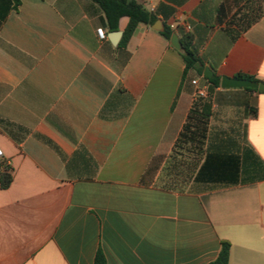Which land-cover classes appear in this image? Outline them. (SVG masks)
Listing matches in <instances>:
<instances>
[{
	"label": "crops",
	"instance_id": "1",
	"mask_svg": "<svg viewBox=\"0 0 264 264\" xmlns=\"http://www.w3.org/2000/svg\"><path fill=\"white\" fill-rule=\"evenodd\" d=\"M139 1L190 24L221 79L264 83V0ZM13 5L0 0V162L13 177L0 264H95L99 249L107 264H209L222 241L229 264H264V92L214 90L202 149L174 173L201 75L183 80L161 31L140 24L118 48L92 0ZM201 168L215 180H184Z\"/></svg>",
	"mask_w": 264,
	"mask_h": 264
},
{
	"label": "trees",
	"instance_id": "2",
	"mask_svg": "<svg viewBox=\"0 0 264 264\" xmlns=\"http://www.w3.org/2000/svg\"><path fill=\"white\" fill-rule=\"evenodd\" d=\"M13 8L18 10L21 5V0H13ZM97 3L101 9L104 11L107 26L111 32L118 31L119 21L123 17L129 19V23L124 30L121 41L118 45V48H126L131 37L133 36L135 30L140 24H146L153 26L158 20L163 19L164 29L161 31V34L167 39L171 40L173 31L167 24V19L170 15L174 13V9L168 7L165 4H162L156 11H149L145 8L142 2L139 0H92ZM3 21H0V28ZM195 34L190 32L188 34H183L180 36V41L182 43L183 49L180 51L183 60L185 62V69L183 80H186L191 73L197 75H204L205 65L200 58L196 43H195ZM200 63L201 67L197 68L196 65ZM237 78L249 79L253 81H258L254 77L245 74H238ZM206 82L209 84V98L208 99H198L194 102L193 107L187 118V122L184 125L183 131L181 132L177 143L175 145V151L178 147L183 145L196 146L198 148L197 155H199L204 140L206 139L207 132V121L211 115V102L210 95L220 87L221 77L214 72L212 78L205 77ZM250 91H257L254 89L246 88ZM174 151V153H175ZM195 162H193V166ZM206 165V164H205ZM203 169L201 168L196 176L192 177L187 174L184 177V180L190 181L194 178L195 182H213L215 179L206 178L203 176ZM13 177L9 172V169L0 162V187L1 189H7L11 185ZM230 250L231 244L227 241L221 242V249L217 258L210 262L209 264H229L230 260ZM95 264H107L105 256L101 249L98 250L95 257Z\"/></svg>",
	"mask_w": 264,
	"mask_h": 264
},
{
	"label": "water",
	"instance_id": "3",
	"mask_svg": "<svg viewBox=\"0 0 264 264\" xmlns=\"http://www.w3.org/2000/svg\"><path fill=\"white\" fill-rule=\"evenodd\" d=\"M152 27L154 30L162 31L164 29V23L162 20H158ZM122 36H123V32L121 31H115V32L109 33V39L112 42V44L115 46L119 44ZM170 43L175 49L182 51L183 46L180 41V37L177 33H173ZM196 67L200 68L201 64L198 63ZM213 75H214V72L209 67L206 66L204 68V76L207 78H212ZM220 86L221 88H224V89L250 88V89L257 90L259 92H264L263 82H257V81H253L249 79H241L237 77H227V76L222 77Z\"/></svg>",
	"mask_w": 264,
	"mask_h": 264
},
{
	"label": "built area",
	"instance_id": "4",
	"mask_svg": "<svg viewBox=\"0 0 264 264\" xmlns=\"http://www.w3.org/2000/svg\"><path fill=\"white\" fill-rule=\"evenodd\" d=\"M170 29L173 32H178L182 29L184 34H188L192 31V26L185 22L175 21L169 25ZM98 36L101 40L107 38V33L103 28L97 30ZM181 36V35H180ZM202 80L204 82H202ZM192 85L195 88L194 97L195 99H208L209 98V84L205 80V76L201 75L200 77L193 79L191 81ZM2 150L0 149V156H2Z\"/></svg>",
	"mask_w": 264,
	"mask_h": 264
},
{
	"label": "rangeland",
	"instance_id": "5",
	"mask_svg": "<svg viewBox=\"0 0 264 264\" xmlns=\"http://www.w3.org/2000/svg\"><path fill=\"white\" fill-rule=\"evenodd\" d=\"M198 152V148L196 146H191L189 144L183 145L182 147H178L173 155L175 158V165L177 168H172V172L181 170L183 171V165L187 163L189 165L191 155H195ZM182 166V167H181ZM190 167V166H189ZM175 173V172H174ZM180 180V179H178Z\"/></svg>",
	"mask_w": 264,
	"mask_h": 264
}]
</instances>
